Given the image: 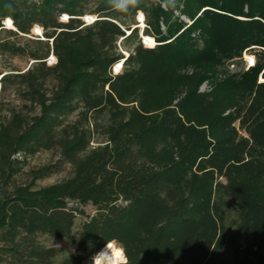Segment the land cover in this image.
Here are the masks:
<instances>
[{
	"label": "trees",
	"instance_id": "trees-1",
	"mask_svg": "<svg viewBox=\"0 0 264 264\" xmlns=\"http://www.w3.org/2000/svg\"><path fill=\"white\" fill-rule=\"evenodd\" d=\"M138 11L153 45L138 40L124 58L118 41L137 37L122 25ZM87 13L97 20L83 26ZM4 19L14 36L37 25L52 42L29 54L37 61L30 70L0 79L2 92L17 85L39 109L29 119L11 111L0 123V264H92L110 243L126 264H231L224 200L237 211V264H264L263 54L239 79L217 78L244 50L264 49V0H141L130 13L109 0H0V28ZM0 50L25 53L7 42ZM50 53L56 64L48 67ZM48 78L56 83L49 96ZM204 82L210 90L201 92ZM99 117L108 122L106 144L89 149L84 126ZM52 150L55 163L16 183V156ZM64 165L70 177L35 187ZM87 205L95 213L73 236ZM37 236L72 242L75 253L56 263L60 251Z\"/></svg>",
	"mask_w": 264,
	"mask_h": 264
},
{
	"label": "rangeland",
	"instance_id": "rangeland-1",
	"mask_svg": "<svg viewBox=\"0 0 264 264\" xmlns=\"http://www.w3.org/2000/svg\"><path fill=\"white\" fill-rule=\"evenodd\" d=\"M92 9L91 6H88L86 10ZM143 13L138 11L135 15V19L124 20L123 29H125V36H128L132 30H135L136 39L131 40L128 43L122 42L118 47V52L126 58L129 52L133 50L136 45V42L139 40V43L146 48L145 46L153 45V38L149 36H145L143 34L145 29V22H142ZM144 16V15H143ZM68 17L66 14H61L58 17V22L67 23ZM89 17H96L95 15L85 14L83 17H80V21L84 23V21H90ZM140 18V23L138 22ZM6 19L1 22V30H0V42H7L10 45L15 47L23 48L25 50L24 54L12 55L8 52L0 50V76L5 74H23L26 71L30 70L34 67L37 61L32 60L29 54L33 51H38L39 53H44L47 49V46L50 47L49 42H45L43 31L42 37H36L35 33H40V26L34 25L27 36L23 35H13L12 32H15V28H11L9 23L7 27L4 25ZM42 29V28H41ZM142 36V37H141ZM132 37V35H131ZM260 52L263 54L262 57V69L257 76V84L264 83V52L262 48L259 47H250L244 50L240 56V58H234L229 61L228 66L224 65L218 69L217 78L219 80L225 79L228 77H233L239 79L245 72L249 69L246 61L249 57L255 58V65L258 63ZM47 58L45 65L50 67L53 66V62ZM118 71V67H116L115 72ZM112 74L114 72L112 71ZM56 86L55 81L52 78H48L44 81L42 89L46 93L47 96L50 95L51 91L54 90ZM210 87L208 82H204L199 91H209ZM11 111H17L22 113L28 119L36 116L39 113V109L37 106L32 105L22 96L21 89L17 85H8L7 90L2 92L0 85V123L9 117V113ZM78 113V112H77ZM77 113L72 114L66 119V123H75L78 120ZM93 117L92 119H94ZM89 119L88 125L84 127H89L91 134V142L89 144V149H95L99 146H104L106 144V136H105V127L108 122L106 118L99 117L96 121ZM83 125L81 121L80 126ZM17 159L21 161L20 163V171L16 176V183H27L29 181L28 172L30 170L37 169L39 167L53 164L57 160V153L55 150L52 151H39L38 153L27 156V157H19L16 156ZM70 167L64 165L58 172L51 174L50 176L39 180L35 183L36 188L46 187L49 185H53L58 183L66 178L70 177ZM83 211L84 215H78L75 220L74 227L72 230L73 236H76L77 231L80 228L81 221L88 215H93L95 210L92 206L87 205L82 208H79ZM222 210L225 218V233L227 237L226 243V258L230 261L231 264H237L241 257V253L243 250V242L236 233V224H237V211L235 207L227 202L226 200L222 201ZM37 243L45 248H57L60 251L59 257L55 260L56 263H59L62 258L74 254L75 253V245L72 242H69L64 239L52 240L46 236H37ZM59 245V246H58ZM114 246H116L113 243ZM117 247V246H116ZM125 264V263H123Z\"/></svg>",
	"mask_w": 264,
	"mask_h": 264
},
{
	"label": "built area",
	"instance_id": "built-area-1",
	"mask_svg": "<svg viewBox=\"0 0 264 264\" xmlns=\"http://www.w3.org/2000/svg\"><path fill=\"white\" fill-rule=\"evenodd\" d=\"M141 16H142V22L144 23V16H143V15H141ZM66 18L69 19V17H66ZM89 18H90V21H84L83 26H89V25L93 24V23L97 20V17H89ZM68 19H67V20H68ZM7 20H10V19H6V20H5L4 25H5L6 27H7V24H6ZM10 22H11L10 25L13 26L11 20H10ZM138 22L140 23V18H139ZM2 23H3V22H2ZM12 29H13V28H12ZM39 30H40V33H35V36L41 38V37H42V31H43V30H42L41 28H39ZM27 36H28V35H27ZM121 41H122V39H120V40L118 41L117 46L120 45ZM51 42H52V40H50V44H51ZM262 51L264 52V49H262ZM49 55H50L49 60H51V61L53 62V65H55V64H56V59H55V57L53 56L52 53H50ZM127 56H128V55H127ZM48 57H49V56H48ZM48 57H47V58H48ZM46 60H47V59H46ZM46 60H45V62H46ZM123 61H124V60H121L120 62L116 63V64L112 67L111 71L114 72V74H112V75H117V74L121 73V71H122ZM246 64H247L248 68H253V67L255 66V58H254V57H249V58L247 59V61H246ZM116 67H118V71H117V72H115ZM2 76H3V75H2ZM2 76H0V79H1Z\"/></svg>",
	"mask_w": 264,
	"mask_h": 264
},
{
	"label": "bare ground",
	"instance_id": "bare-ground-1",
	"mask_svg": "<svg viewBox=\"0 0 264 264\" xmlns=\"http://www.w3.org/2000/svg\"><path fill=\"white\" fill-rule=\"evenodd\" d=\"M108 245H109V248H106L105 246L98 251V253L101 252L99 255L101 264H123L125 263V258L122 253V250L119 247L114 246L113 243H110ZM102 250L104 251L102 252ZM113 253H117V255L114 257Z\"/></svg>",
	"mask_w": 264,
	"mask_h": 264
},
{
	"label": "clouds",
	"instance_id": "clouds-1",
	"mask_svg": "<svg viewBox=\"0 0 264 264\" xmlns=\"http://www.w3.org/2000/svg\"><path fill=\"white\" fill-rule=\"evenodd\" d=\"M141 0H109V3L111 6L117 10H120L122 12H131L134 8H136ZM175 0H172V3H174ZM59 246V245H58ZM106 248H109V245H106ZM104 250H102L103 252ZM101 253V252H100ZM100 253H97L92 258V264H101V261L99 259ZM117 253H113V256L115 257Z\"/></svg>",
	"mask_w": 264,
	"mask_h": 264
},
{
	"label": "water",
	"instance_id": "water-1",
	"mask_svg": "<svg viewBox=\"0 0 264 264\" xmlns=\"http://www.w3.org/2000/svg\"><path fill=\"white\" fill-rule=\"evenodd\" d=\"M125 264H126V260H125Z\"/></svg>",
	"mask_w": 264,
	"mask_h": 264
}]
</instances>
